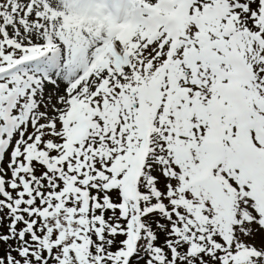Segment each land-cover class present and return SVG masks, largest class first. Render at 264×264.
I'll list each match as a JSON object with an SVG mask.
<instances>
[{
  "label": "snow or ice",
  "instance_id": "obj_1",
  "mask_svg": "<svg viewBox=\"0 0 264 264\" xmlns=\"http://www.w3.org/2000/svg\"><path fill=\"white\" fill-rule=\"evenodd\" d=\"M0 264H264V0H0Z\"/></svg>",
  "mask_w": 264,
  "mask_h": 264
}]
</instances>
